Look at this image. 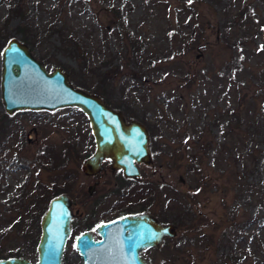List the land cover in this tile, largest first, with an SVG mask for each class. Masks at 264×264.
I'll list each match as a JSON object with an SVG mask.
<instances>
[{
	"label": "rangeland",
	"instance_id": "374dc122",
	"mask_svg": "<svg viewBox=\"0 0 264 264\" xmlns=\"http://www.w3.org/2000/svg\"><path fill=\"white\" fill-rule=\"evenodd\" d=\"M237 7L249 11L246 34L231 17ZM13 36L71 81L83 60L118 70L111 94L158 137L133 185L107 161L88 175L81 164L95 142L86 115L76 106L8 113L0 82V258L36 261L42 185L41 216L51 197L75 199L61 264H81L74 239L86 221L120 215L152 186L149 211L177 233L142 250L149 264H264V0H0V81L2 45ZM129 38L143 44L139 65Z\"/></svg>",
	"mask_w": 264,
	"mask_h": 264
},
{
	"label": "water",
	"instance_id": "95a60500",
	"mask_svg": "<svg viewBox=\"0 0 264 264\" xmlns=\"http://www.w3.org/2000/svg\"><path fill=\"white\" fill-rule=\"evenodd\" d=\"M0 82L8 113L76 106L86 115L95 150L81 164L84 173H98L103 169V160L110 158L112 168L121 169L125 176L137 177L140 171L136 163L152 161L147 129L139 120L128 121L121 109L112 107L101 95L74 84L61 66L47 69L17 37H11L2 49ZM94 187L95 183L90 185V193ZM74 201L66 193L49 200L39 223L36 261L26 256H8L1 257L0 264H61L72 231L70 205ZM95 231L99 239H94L90 230L75 238L81 264H149L141 251L177 233L173 223L161 222L149 212L122 214L100 222Z\"/></svg>",
	"mask_w": 264,
	"mask_h": 264
},
{
	"label": "trees",
	"instance_id": "16d2710c",
	"mask_svg": "<svg viewBox=\"0 0 264 264\" xmlns=\"http://www.w3.org/2000/svg\"><path fill=\"white\" fill-rule=\"evenodd\" d=\"M14 8H18V7H12V9H14ZM246 12H249L246 7H241V8L237 7L236 11L231 16L238 23L237 29H240V30L243 29L245 31V34L249 31V29H251L250 26H245V24H246ZM223 19H225L224 22H227L228 14H227L226 10H224V12H223ZM222 27L225 30L227 25H225V23H224L222 25ZM27 28H29V27H27ZM23 29H24V27H22V25L17 27V31L22 32L23 36H26L28 32L30 33L29 29H28V31H25ZM55 29L59 33V35H61V37H62V43L61 44H67L68 45V42L70 41L69 35L66 34V32L63 29H60V28H55ZM129 41H130V48L132 49V53H131L132 57L131 58L135 59V63L137 65H139L140 64V60L138 58L139 49L141 48V46H143V44H142L140 39H136V38L135 39L129 38ZM4 45H5V43L2 45V48L4 47ZM123 48H126L125 45H123ZM78 65H79V68H78V71H76V72H78L76 77H74V75L69 70L72 81L74 83H76V85L82 86L86 89H89V90L95 92V93H98L112 107L117 108V109H121L126 114V116L132 117V118L133 117H140L139 113L137 112L136 109L133 108L132 104L130 105L125 100L118 101L119 98L111 94V91H114L113 90V79H114L115 74L117 73L118 70L110 69L108 72L106 70L100 71L102 66H98V65L95 66V65L91 64V62L88 63L87 60H83L82 63H80ZM110 87H111V89H110ZM119 90L121 91V89H119ZM140 119H143V118L140 117ZM156 133H154L152 135V138H153L152 140H155V141L157 140L158 134H156ZM133 183H136V181L134 180L128 184L133 185ZM120 187H123V185ZM46 188L47 187L42 185L39 189L40 192L35 195L36 200L34 199L35 201H34L33 207H35L37 210L36 211L37 212L36 213L37 221L34 224L36 226L38 234H39L38 220L40 219L41 213L43 212L44 206L46 204L45 203L44 206L42 207L43 202L48 195ZM172 200H176V198L174 197ZM45 202H46V200H45ZM30 221L33 222V218H31Z\"/></svg>",
	"mask_w": 264,
	"mask_h": 264
},
{
	"label": "flooded vegetation",
	"instance_id": "af4514ba",
	"mask_svg": "<svg viewBox=\"0 0 264 264\" xmlns=\"http://www.w3.org/2000/svg\"><path fill=\"white\" fill-rule=\"evenodd\" d=\"M124 113V112H123ZM125 114V113H124ZM125 116H126V114H125ZM126 119L129 121L130 120V118L128 119L127 118V116H126ZM131 119H133V118H131ZM137 119V118H136ZM137 120H139L145 127H146V129H147V133H148V138H149V148H150V152H151V155H152V153H153V141L154 140H152V135L154 134V132L156 131L155 129L153 130L152 128H151V126H150V124H149V122H147V121H144V120H140V119H137ZM93 135V134H92ZM93 139H94V136H93ZM94 142H95V140H94ZM94 150H95V147H94ZM92 153H90L89 155H91ZM88 155V156H89ZM87 156V157H88ZM86 157V158H87ZM85 158V159H86ZM153 158V157H152ZM84 159V160H85ZM105 161H107V164H109L110 165V162H111V160H110V158H105L104 160H103V162H102V164L105 162ZM152 161H150L149 163H151ZM149 163H143V162H140V163H136V165H137V167H138V169H139V171H140V165H142V164H149ZM110 169H111V171L112 172H118V173H120V175H121V177L123 178V180L124 179H127V180H129V181H137V179L139 178V176L141 175V172H140V175L139 176H137V177H128V176H125L124 174H123V172H122V170L121 169H119V168H112L111 167V165H110ZM104 171V164H103V169L101 170V171H99V172H103ZM98 172V173H99ZM97 174V173H96ZM89 175V174H88ZM91 175H95V174H91ZM93 183H95V187H96V184H98V181H95V182H93ZM92 183V184H93ZM91 185V184H90ZM90 185L88 186V192H89V194H92L93 192H94V190H95V187H94V190H93V192L92 193H90V191H89V188H90ZM152 186H147L146 187V189L144 190V195H140L141 194V192H139V193H137V195L139 194L140 196V199H139V197H137V201L136 202H132V203H129V204H127V205H125L126 206V209H125V211L124 212H122L120 215H122V214H135V213H141V212H149V213H152L151 211H149L150 209V206L154 203V198L155 197H153V193H152ZM62 193H66V192H62ZM60 194V193H59ZM153 197V199H151ZM52 198V197H51ZM134 203V204H133ZM71 207V206H70ZM130 210V211H129ZM153 214V213H152ZM120 215H118V216H120ZM153 215H155V214H153ZM74 216H76V212H74ZM73 216V217H74ZM156 216V215H155ZM117 217V216H116ZM161 222H164V221H162L158 216H156ZM115 218V217H114ZM113 219V218H112ZM96 219H94V220H90V221H86V224H85V228L86 229H84V230H82L81 232H83V231H86V230H90V231H92L93 232V238L94 239H99L100 238V236L98 235V233L95 231V227H96V225L97 224H99L100 222H103V221H95ZM109 220H111V219H109ZM72 221V220H71ZM104 221H108V220H104ZM94 225V227H93V229L91 228L92 226ZM72 228V227H71ZM80 232V233H81ZM80 233H78V234H80ZM77 234V235H78ZM76 235V236H77ZM76 236H75V238H76ZM74 241H75V239H74ZM141 253H142V251H141Z\"/></svg>",
	"mask_w": 264,
	"mask_h": 264
}]
</instances>
